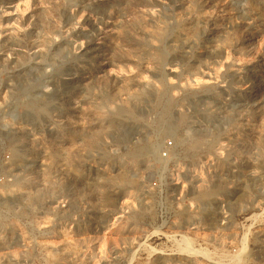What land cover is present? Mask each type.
Returning a JSON list of instances; mask_svg holds the SVG:
<instances>
[{"label": "rangeland", "instance_id": "obj_1", "mask_svg": "<svg viewBox=\"0 0 264 264\" xmlns=\"http://www.w3.org/2000/svg\"><path fill=\"white\" fill-rule=\"evenodd\" d=\"M0 264H264V0H0Z\"/></svg>", "mask_w": 264, "mask_h": 264}, {"label": "built area", "instance_id": "obj_2", "mask_svg": "<svg viewBox=\"0 0 264 264\" xmlns=\"http://www.w3.org/2000/svg\"><path fill=\"white\" fill-rule=\"evenodd\" d=\"M168 145H171V142H170V141H168ZM164 155H165V154H164ZM219 207L222 209V208H224V205L221 204ZM163 216H164V215H163ZM204 226H205V225H204ZM206 227H207V226H206ZM168 228H169V227H168ZM168 228H167V229H168ZM193 228H194V229H197V228H199V226H194ZM202 228H203V227H202Z\"/></svg>", "mask_w": 264, "mask_h": 264}, {"label": "bare ground", "instance_id": "obj_3", "mask_svg": "<svg viewBox=\"0 0 264 264\" xmlns=\"http://www.w3.org/2000/svg\"><path fill=\"white\" fill-rule=\"evenodd\" d=\"M187 243V242H186ZM184 250V249H183ZM191 250V249H190Z\"/></svg>", "mask_w": 264, "mask_h": 264}]
</instances>
